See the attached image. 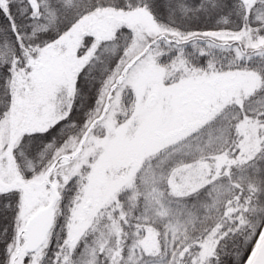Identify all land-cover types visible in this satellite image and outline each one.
<instances>
[{
    "label": "snow or ice",
    "instance_id": "6c2138e0",
    "mask_svg": "<svg viewBox=\"0 0 264 264\" xmlns=\"http://www.w3.org/2000/svg\"><path fill=\"white\" fill-rule=\"evenodd\" d=\"M0 264H264V0H0Z\"/></svg>",
    "mask_w": 264,
    "mask_h": 264
}]
</instances>
